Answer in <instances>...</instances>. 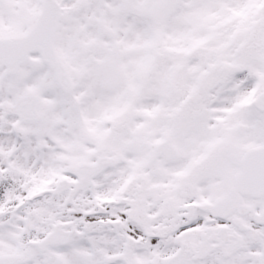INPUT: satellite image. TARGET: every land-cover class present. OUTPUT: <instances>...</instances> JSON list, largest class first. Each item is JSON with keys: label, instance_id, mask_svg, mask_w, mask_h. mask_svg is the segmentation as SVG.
Wrapping results in <instances>:
<instances>
[{"label": "snow or ice", "instance_id": "6c2138e0", "mask_svg": "<svg viewBox=\"0 0 264 264\" xmlns=\"http://www.w3.org/2000/svg\"><path fill=\"white\" fill-rule=\"evenodd\" d=\"M0 264H264V0H0Z\"/></svg>", "mask_w": 264, "mask_h": 264}]
</instances>
